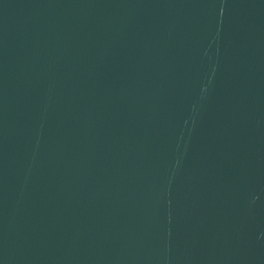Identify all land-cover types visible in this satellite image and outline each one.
Segmentation results:
<instances>
[{"label": "water", "instance_id": "water-1", "mask_svg": "<svg viewBox=\"0 0 264 264\" xmlns=\"http://www.w3.org/2000/svg\"><path fill=\"white\" fill-rule=\"evenodd\" d=\"M0 264H264V0H0Z\"/></svg>", "mask_w": 264, "mask_h": 264}]
</instances>
